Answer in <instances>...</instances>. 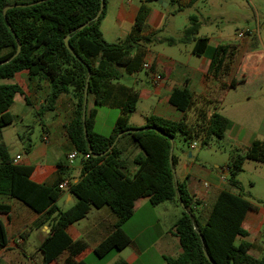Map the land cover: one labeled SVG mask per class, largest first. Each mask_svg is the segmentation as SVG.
<instances>
[{"label":"trees","instance_id":"trees-1","mask_svg":"<svg viewBox=\"0 0 264 264\" xmlns=\"http://www.w3.org/2000/svg\"><path fill=\"white\" fill-rule=\"evenodd\" d=\"M142 0L130 32L117 43L104 40L100 24L105 16L104 0H0V82L26 71L30 78L40 77L50 84L49 94L40 111L54 110L58 97L70 94L75 102L74 118L67 126V136L81 157V169L76 180H65L67 168L58 165V175L51 185L30 180L33 167L14 163L3 142V128L14 123L9 112L14 96L20 93L15 84L0 83V195L15 199L36 214L45 213L50 234L39 245L40 264L57 260L64 252L74 257L85 250V245L72 242L66 228L83 219L91 208L108 207L118 218L112 233L93 251L98 259H105L131 244L123 225L132 217L134 202L147 198L151 206L176 203L182 209L174 225L182 253L176 258H164L166 264H209L207 253L216 264H264L260 258L248 254L250 245H235L237 236L246 237L242 222L254 206L240 194L238 174L247 161L264 165V144L254 141L245 149H233L226 177L228 186L238 192L220 190L204 204L188 191L185 182L175 179L178 159L172 153L177 135L185 141L200 140L207 147L221 141L229 128V121L217 112L198 109L195 120L188 122L150 116L146 125L133 129L129 119L139 102V92L120 82L126 75L142 71L147 48L162 41L159 30H148V3ZM198 0L180 3L175 13L192 7ZM101 3L103 7L101 8ZM6 9L5 16L3 11ZM200 24L195 16L189 18L182 41L193 43L192 54L202 56L208 46L207 38L198 37ZM68 37L70 50L65 46ZM18 45L20 47L17 53ZM230 46L214 49L208 73L217 77L226 70ZM252 56L236 74L233 84L242 81L253 70ZM92 97L94 107L84 108V92ZM169 103L182 113L194 105L193 95L186 88L175 89ZM97 107L119 111L111 134L104 137L94 132ZM126 140L140 150L129 162L123 157L120 142ZM31 145L25 147L28 152ZM170 154L172 156L170 157ZM87 156V157H86ZM135 170L131 172L129 165ZM67 181L66 191L59 185ZM68 192L76 203L66 211L56 202ZM9 212V207H0ZM6 244V234L0 224V246ZM65 264H83L68 260ZM114 264H126L118 261Z\"/></svg>","mask_w":264,"mask_h":264},{"label":"crops","instance_id":"crops-1","mask_svg":"<svg viewBox=\"0 0 264 264\" xmlns=\"http://www.w3.org/2000/svg\"><path fill=\"white\" fill-rule=\"evenodd\" d=\"M178 1L186 3L189 0ZM168 4L167 2L159 5L166 8ZM139 5H134L132 0L114 1V24L112 19L110 20L109 18L110 14L107 9L105 10L100 30L106 42L108 41L103 33L104 25L112 23V26L116 28L123 26L122 31L127 35L133 26ZM155 13L154 10H150L146 19V28L160 31L163 29V18L161 14L155 16ZM252 33L251 37L245 38H239L238 34H236L235 38L237 39L228 43H223L221 41L223 38L218 37V40L213 41L212 44L208 41L207 49L202 56L193 55L191 50L183 52V58L177 61L155 54L147 48L144 62L151 64L152 70L151 72L142 71L155 85V93L158 94L162 90L166 91V95L162 105L156 106L154 113L145 116L144 121L147 122L150 116H155L173 121H179L185 117L187 121L191 122L195 120V115L193 120L192 115L198 109H204L209 113L221 112L219 114L228 119L229 123H232L231 126L229 125L223 139L231 150L245 149L254 141H261L264 144V47L258 48L256 35L254 32ZM218 46H230L231 53L226 57V70L215 77L208 73V68L213 51ZM248 54L252 56L253 71L249 75L244 76L241 82L233 84L236 74L246 64V56ZM195 59L197 62H194ZM175 70L191 71L194 77L192 79L182 74L177 79L178 84L169 87V81L174 76ZM156 74L160 75V80L155 79L154 75ZM132 76L135 77L136 82L140 80L138 73ZM165 78H167L166 81H164ZM162 81L164 82L161 83ZM0 83L15 84L20 88L21 92L14 96L13 104L9 109L14 122L19 120L20 116L18 114L16 117L12 114L15 107L18 106V112L26 108L40 111L50 91V84L47 80L40 77L30 78L26 71L20 72L12 79L3 80ZM240 87H247V94L240 100L230 99V93H235ZM184 88L190 91L194 99L193 107L185 114L176 110L169 103V97L173 90ZM87 99L88 109L93 108L92 97H87ZM226 106L233 116L237 112V117L227 115L225 113L227 112ZM74 112L75 102L72 96L70 94H62L58 97L54 110L46 115L45 124L41 127L39 142L31 143L25 136L19 139L21 143L25 144V141L28 142L31 147L28 152L24 151V156L16 154L10 157L13 161H16V164L33 167L30 176L32 182L40 185H51L58 175V165L67 168L65 180H76L79 176L81 165L75 168L72 166L73 163L69 164L67 161V156L75 151L66 132L67 126L74 118ZM118 116L119 113L116 115V119ZM99 121H101L100 112L97 109L94 129ZM129 126L137 129L145 125ZM119 146L123 150V157L129 162L140 154V150L126 140L121 141ZM189 156L191 155L189 154ZM228 163L224 168H218V174L213 177L210 183L201 182L200 177L203 174L200 173L201 171L198 168L194 167L195 164L187 165L178 182H185L189 193L204 204L208 203L210 197L217 191L230 190L232 193H237V190L228 186L226 180L223 181L221 179L222 172L228 166ZM129 170L133 172L135 167L130 164ZM197 193L202 196L200 198L196 197ZM75 203V198L65 192L56 202V206L61 204L64 208L57 207L62 211H66ZM148 203L147 198L136 200L131 218L142 210L149 211L146 206ZM170 204L179 206L176 203ZM4 206L9 207V212H0V224L6 234V244L2 247L0 246V264H40L41 255L38 248L45 237L50 234L48 224L45 223L47 215L45 213L36 214L20 201L0 195V207ZM263 211L264 208L261 210L253 208L246 213L241 227L247 233V236H237L234 242L236 246L241 242L248 243L250 245L248 254L254 258H260L264 253ZM117 221L118 218L108 207L91 208L85 218L68 226L65 231L72 242L83 243L85 250L74 257H71L68 252H64L57 260L50 261L48 264H65L68 260L86 264V259L90 255L94 256V249L112 233ZM146 222L147 225L145 227L141 225L139 232L134 235H131L130 231L125 229L126 224L123 225V230L130 237L131 244L122 251L115 252V254L112 253L114 254L111 259L113 261L110 264L120 260L126 264H145L142 262L144 256L152 264H166L164 258H176L182 253L179 239L174 230L175 224L169 231H161L155 218L151 219L148 217ZM127 249L130 252L124 258L122 255ZM150 250L154 252L148 255ZM94 262L97 263L96 261Z\"/></svg>","mask_w":264,"mask_h":264},{"label":"rangeland","instance_id":"rangeland-1","mask_svg":"<svg viewBox=\"0 0 264 264\" xmlns=\"http://www.w3.org/2000/svg\"><path fill=\"white\" fill-rule=\"evenodd\" d=\"M104 1L105 10L107 9L110 14L109 18L110 20L112 19L114 24L115 12L113 3L118 0ZM132 1L134 5H138L142 0ZM148 5L150 10L156 12L155 16L161 14L163 18V29L158 32L156 38L160 40L172 39L174 41L173 44L162 41L150 45L148 48L155 54L177 61L183 58V52L192 50L193 43H184L182 41L183 30L189 25V18L191 16H195L200 24L198 37L207 38L211 44L213 41L218 40V37L223 38L221 40L223 43H228L237 39L235 38L236 34L252 31L256 35L258 48L264 47V0H198L194 7L186 8L177 13H175L177 5L174 3H169L166 8L159 5L156 1L150 2ZM122 27H113L112 23L104 25L103 33L108 43H117L119 39L125 36ZM194 62H197L196 59ZM182 74L192 79L194 77L191 71L175 70L174 76L169 81V87L177 85V79ZM138 77L140 80L136 82L135 77L124 74V77L120 80L121 83L133 87L140 92V101L129 122V125L135 126L146 125L144 117L154 113L156 106L162 105L166 95V91L162 90L158 94L155 93L156 87L152 80L146 76L145 72H138ZM166 80L167 78L164 81ZM237 90L235 93H230V99L240 100L248 91L247 87H240ZM96 109L100 112L101 121L98 122L94 131L104 137H108L119 111L108 107H97ZM225 109L227 115L237 117V112L233 116L227 106ZM12 114L16 117L19 114V120H15L12 125L3 128L4 142L8 147L10 156L16 154L24 156L25 147L28 145V142L25 141L24 144L19 139L25 136L31 143L39 142L41 127L45 124L46 115L49 113L44 114L42 111L31 108L18 112L17 106L13 109ZM194 115L195 113L192 115V120ZM193 143H195V148L191 149L190 146ZM231 152V148L226 145L224 140L212 141L209 146L204 147L197 138L185 141L182 136L177 135L172 145V153L179 159L174 169L175 179L179 181L185 166L195 164L194 167L198 168L201 171L200 173L203 174L200 177L201 182L210 183L213 177L218 174V168H224L229 162ZM80 162L81 157L78 156L73 161L72 166L77 168L80 166ZM208 176L210 177L208 178ZM237 181L240 185L239 192L241 196L247 199L254 206L255 210L263 209L264 165L254 161H247L242 171L238 174ZM201 196L200 193L196 195L198 198ZM57 206L64 208L61 204ZM146 206L149 208V211L142 210L125 223V229L130 231L131 235L138 233L141 225L144 227L147 225L146 220L148 217L157 220L161 231H169L180 217L182 211L180 206H174L170 203H164L156 207L148 203ZM129 252V249H127L122 257L126 258ZM153 252V250H150L148 255L153 254ZM114 254L109 255L105 259H97L95 256L90 255L86 259V264H110L113 261L111 259ZM142 262L152 264L148 262L146 256L142 258Z\"/></svg>","mask_w":264,"mask_h":264},{"label":"built area","instance_id":"built-area-1","mask_svg":"<svg viewBox=\"0 0 264 264\" xmlns=\"http://www.w3.org/2000/svg\"><path fill=\"white\" fill-rule=\"evenodd\" d=\"M253 35V33L251 31H245V32H241L238 34V37L239 38H245V37H251ZM142 69L143 70H146V71H151L152 70V66L151 64L147 63V62H144L143 65H142ZM155 79L156 80H160L161 77L160 75H154ZM195 148V143L191 144V149H194ZM78 153L76 151H73L71 152L68 156H67V161L69 164H72L73 161L78 157ZM87 157V156H86ZM14 163H16V161L14 160ZM229 169L226 167L223 172H222V175H221V179L223 181L226 180V177H227V173H228ZM68 182L67 181H64L62 182L60 185H59V188L61 190H64L66 191L68 189ZM263 218H264V211H263Z\"/></svg>","mask_w":264,"mask_h":264},{"label":"water","instance_id":"water-1","mask_svg":"<svg viewBox=\"0 0 264 264\" xmlns=\"http://www.w3.org/2000/svg\"><path fill=\"white\" fill-rule=\"evenodd\" d=\"M156 2L158 4H162V3H165L166 4L168 2V0H157ZM102 7H103V3H101V8ZM5 12H6V9H4V11H3V15L4 16H5ZM64 42H65L66 48L68 50H70V45H69V42H68V37H66L64 39ZM19 50H20V47L18 45L17 53H19ZM87 97H88V92H87V86H86V89H85V92H84V108L86 107V104H87ZM171 156H172V154H170V157ZM204 255H205V258L207 259V261H208L209 264H216L207 253H205Z\"/></svg>","mask_w":264,"mask_h":264}]
</instances>
